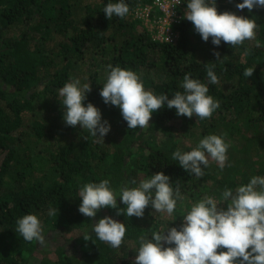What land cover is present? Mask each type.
Segmentation results:
<instances>
[{
    "label": "trees",
    "instance_id": "obj_1",
    "mask_svg": "<svg viewBox=\"0 0 264 264\" xmlns=\"http://www.w3.org/2000/svg\"><path fill=\"white\" fill-rule=\"evenodd\" d=\"M107 2L0 0V264H29L35 240L27 241L16 231L17 219L26 213L37 214L45 232L66 239L57 240L52 254L38 264H133L139 237H150L168 225L179 227L183 201L189 205L203 195L219 197L225 187L235 189L247 177L264 175L260 138L264 132V8L249 12L237 9V0H217L218 11L251 16L257 29L254 43L251 39L233 46L222 41L216 46L211 38L201 39L184 16L176 24L175 42L154 40L129 13L107 18L103 12ZM127 2L132 12L151 0ZM15 26L18 33L12 36L9 31ZM109 64L134 70L146 89L167 93L169 98L183 91L186 72L207 81V68L215 64L218 82L209 85V94L220 107L201 120L176 115L175 108L165 106L153 112L146 128H127L119 107L105 104L100 95ZM248 67L254 71L246 78ZM77 75L90 84L83 103L92 102L111 124L104 143L87 129L73 131L62 114L53 113L56 105L64 109L58 89ZM210 133L234 139L240 154L256 155L262 149L260 156L251 159L244 154L239 160L240 180L219 174L218 167L196 177L173 159V151L184 150L181 138L196 145ZM157 171L169 175L180 188L181 199L172 215L156 212L150 205L143 217L117 216L115 209L102 208L126 225L118 248L94 233L88 239L65 236L93 223V217L78 210L83 183L108 178L119 190L132 178L138 181ZM117 202L126 208L119 197ZM52 207L57 209L55 216L48 214Z\"/></svg>",
    "mask_w": 264,
    "mask_h": 264
},
{
    "label": "clouds",
    "instance_id": "obj_2",
    "mask_svg": "<svg viewBox=\"0 0 264 264\" xmlns=\"http://www.w3.org/2000/svg\"><path fill=\"white\" fill-rule=\"evenodd\" d=\"M182 2L186 4L184 18L206 42L211 38L216 46L222 41L238 46L256 35L255 19L229 10L218 11L217 0H174L168 7L169 16L173 14L170 8ZM235 7L251 12L253 8H264V0H237ZM103 12L109 19L113 16L123 18L130 12V6L127 0H108ZM215 55L216 59L221 57L218 51ZM214 68L215 64L207 68V81L186 72L181 82L183 91H175L169 98L167 93L156 94L146 89L141 75L134 70L109 64L100 95L105 104L119 107L127 128H146L153 112L165 106L175 108L176 115H195L203 120L220 107L219 100L209 94V85L218 82ZM253 71L254 67L246 68L244 76H251ZM90 90L89 82L82 83L80 78L70 79L58 89L64 108L63 120L69 126L79 124L98 142L104 143L111 124L92 102L83 103ZM224 136L207 134L190 150L177 148L172 157L196 177L205 174L210 161L216 162L222 170L228 165L229 144ZM78 196L81 198L78 210L89 218L106 206L115 209L117 216L123 213L127 217H143L149 205L156 212L172 215L181 199L179 186L162 171L138 181L132 178L119 190L111 186L108 178L86 182L79 188ZM117 197L126 208L118 206ZM221 202L226 206H220ZM182 211L179 227L168 225L153 231L150 237H139L133 264H264V175H253L235 189L225 187L219 197L206 195ZM48 214L57 215V209L49 208ZM16 223V231L25 240L46 243L37 214L26 213ZM90 233L118 248L125 237L126 225L104 215L91 224L84 238L88 239Z\"/></svg>",
    "mask_w": 264,
    "mask_h": 264
},
{
    "label": "rangeland",
    "instance_id": "obj_3",
    "mask_svg": "<svg viewBox=\"0 0 264 264\" xmlns=\"http://www.w3.org/2000/svg\"><path fill=\"white\" fill-rule=\"evenodd\" d=\"M97 1L98 0H86V2H90V3H95ZM185 8L186 7H184V9L182 10L183 12H184ZM129 15L133 18L132 12H129ZM137 20H139V19H137ZM139 23L146 28V26H145V24H144L143 21L139 20ZM146 30H147V28H146ZM132 31H133V33L135 32L134 29H132ZM9 33L12 36L16 35L18 33V28L16 26L13 27L9 31ZM254 42H255V39H253L251 41V43H254ZM149 74H151V73L149 72ZM76 78H80V76L77 75ZM63 111H64V109H62L60 107V105H56V107L53 109V113L54 114L55 113H57V114H63ZM25 118L28 119V113H25ZM62 118H63V116H62ZM71 127H73V126H71ZM116 127H118V126H116ZM72 130L74 131V130H82V129L80 128L79 124H77L76 126H74L72 128ZM260 138H261V140H262V142L264 144V132H261L260 133ZM225 139H226V142H228V144H229L228 153H227L228 154V165L224 169L221 170L217 166L216 162L210 161L209 166L205 170L211 171L213 168L218 167L216 169V171H218L219 174L222 173V172L225 173V174L228 173L231 178H235V179L240 180L242 178V173H241V169L239 168V165H238L240 163L239 160L242 158V156L244 154L247 157L251 158V159L253 157H255V156H260V154L262 153V149L256 155H254L253 153L246 154L248 152H245L243 154H240L239 153L240 152L239 151V146L236 145L235 140L232 139V138H230V139L229 138H225ZM180 143L184 147V150L185 151H187V149L190 150L191 147H194L195 146L194 144L189 143V141L187 139H185V138H181ZM185 148H187V149H185ZM208 176H211V175H208ZM249 179H250V177H247L246 178V181L243 182V183L248 182ZM204 196H206V195H203L201 198H203ZM192 203L193 202H190L189 205H187L183 201L180 204V207H179V210H178V215H180V217H181L182 214H183V211L182 210L188 209ZM221 203L224 206H226L225 202H221ZM104 215H107V213L105 211H102V209L99 210L96 213V216L93 217V223L96 222L99 218L103 217ZM90 227L87 228V229H85V230L80 229V230H76V231H72V232H67L65 236H67V237H69L71 239L74 238V237H82V236H84V234L86 232H89L90 231ZM44 233H45V236H46V243L45 244H39L38 242L35 241V243H36V249L34 250L33 255L30 257L29 264H38L39 261L44 256H46V255L47 256H50V254H52V251L55 249V245H56V241L57 240H61V242H63V241L65 242L66 241V239L60 238L57 232H49V233H47V232H45V229H44Z\"/></svg>",
    "mask_w": 264,
    "mask_h": 264
},
{
    "label": "built area",
    "instance_id": "obj_4",
    "mask_svg": "<svg viewBox=\"0 0 264 264\" xmlns=\"http://www.w3.org/2000/svg\"><path fill=\"white\" fill-rule=\"evenodd\" d=\"M174 0H151L149 4L139 5L132 10L134 18L144 22L147 31L154 40L173 43L178 38L179 32L176 24L183 17L181 3L171 7L173 13L169 16L168 7Z\"/></svg>",
    "mask_w": 264,
    "mask_h": 264
}]
</instances>
